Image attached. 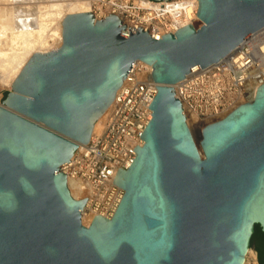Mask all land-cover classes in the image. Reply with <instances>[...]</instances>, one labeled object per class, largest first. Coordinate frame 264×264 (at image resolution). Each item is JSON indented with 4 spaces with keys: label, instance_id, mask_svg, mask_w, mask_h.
Listing matches in <instances>:
<instances>
[{
    "label": "water",
    "instance_id": "obj_1",
    "mask_svg": "<svg viewBox=\"0 0 264 264\" xmlns=\"http://www.w3.org/2000/svg\"><path fill=\"white\" fill-rule=\"evenodd\" d=\"M198 1L203 25L160 39L72 12L61 45L30 56L0 106V264H245L264 232V84L198 137L174 85L263 27L264 0ZM137 61L158 84L152 119L115 213L85 225L63 166Z\"/></svg>",
    "mask_w": 264,
    "mask_h": 264
},
{
    "label": "built area",
    "instance_id": "obj_2",
    "mask_svg": "<svg viewBox=\"0 0 264 264\" xmlns=\"http://www.w3.org/2000/svg\"><path fill=\"white\" fill-rule=\"evenodd\" d=\"M183 0H94L93 12L101 18L115 13L142 27L160 39L168 33L192 24L202 26L196 17L186 21ZM148 3V4H145ZM198 12V10H197ZM198 16V15H197ZM134 68V69H133ZM143 65L132 67L125 84L119 88L115 102L106 114L102 130L77 149L71 161L63 166L81 184V198H86L87 218L97 215L111 218L124 191L113 183L121 169H128L136 158L134 149L143 145L141 135L152 119L149 108L157 94L158 84L151 73L145 76ZM264 84V26L253 32L218 62L197 68L174 85L176 96L187 112L202 123L227 115L237 106L255 98ZM0 87V106L4 97ZM67 175H69L67 173Z\"/></svg>",
    "mask_w": 264,
    "mask_h": 264
},
{
    "label": "bare ground",
    "instance_id": "obj_3",
    "mask_svg": "<svg viewBox=\"0 0 264 264\" xmlns=\"http://www.w3.org/2000/svg\"><path fill=\"white\" fill-rule=\"evenodd\" d=\"M93 2L94 0H0V85L12 89L16 77L30 56L35 52H45L61 45L63 39L62 24L65 16L72 12H91ZM181 6L186 17V21H182L184 24L189 19L199 18L197 16V10L199 9L198 0H183ZM94 15L97 19H105L107 17L101 18L97 14ZM115 15L122 20L123 25L131 26L130 22L123 20L121 14ZM155 35L161 38L159 32H156ZM137 65H143L142 73L145 76L151 73V65L143 61H137L134 67ZM127 77L122 86L125 84ZM253 100L254 98L251 99V101ZM114 102L115 100L95 122L91 138L95 133H99L102 130L103 119ZM184 112L190 127H194L199 136L206 123L192 118L186 108H184ZM223 117L225 115L218 119ZM84 145L80 144L78 149ZM65 172L69 174L67 175L68 184L72 195L79 199L82 193L80 182L72 178L68 169ZM87 210V207L82 210V219L85 225H89L93 217L92 215L89 218L86 217ZM249 252L250 250L248 254Z\"/></svg>",
    "mask_w": 264,
    "mask_h": 264
},
{
    "label": "trees",
    "instance_id": "obj_4",
    "mask_svg": "<svg viewBox=\"0 0 264 264\" xmlns=\"http://www.w3.org/2000/svg\"><path fill=\"white\" fill-rule=\"evenodd\" d=\"M252 246L255 247L259 254V262L263 264L264 262V232L260 225H256V230L252 238Z\"/></svg>",
    "mask_w": 264,
    "mask_h": 264
},
{
    "label": "rangeland",
    "instance_id": "obj_5",
    "mask_svg": "<svg viewBox=\"0 0 264 264\" xmlns=\"http://www.w3.org/2000/svg\"><path fill=\"white\" fill-rule=\"evenodd\" d=\"M92 5H93V3H92ZM91 12H93V8H92ZM0 87L4 89V92H6V91L10 92L12 90L11 88H8L6 86L0 85ZM192 130L194 131L195 135L198 137V132L196 131V129L194 127H192ZM84 218L86 219V217H84ZM245 264H260V262H259V254H258L257 250H255L254 246H252V248L250 249V252H249V254L246 257Z\"/></svg>",
    "mask_w": 264,
    "mask_h": 264
}]
</instances>
